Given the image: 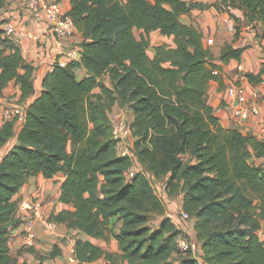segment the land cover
<instances>
[{"label":"trees","instance_id":"16d2710c","mask_svg":"<svg viewBox=\"0 0 264 264\" xmlns=\"http://www.w3.org/2000/svg\"><path fill=\"white\" fill-rule=\"evenodd\" d=\"M70 4L67 15L83 38L81 60L65 67L55 62L40 96L26 106L17 143L5 155L2 149L15 137L18 122L0 125V264H28L10 250L12 232L22 224L16 195L31 177L51 179L59 173L64 174L60 201L72 208L53 213L50 221L87 237L74 246L81 263L105 258L109 264H201L179 249V238L187 236L167 216L153 177L164 182L171 199L183 196L181 207L196 219L205 264H264L259 234L264 168L258 162L264 140L221 125L206 100L211 82L220 78L213 74L220 66L202 32L181 21L194 9L216 8L238 22L233 10L239 9L248 26L235 24L238 37L249 26L264 28V0ZM5 5L0 0V9ZM155 31L173 44L151 46ZM257 36L264 38V32ZM246 48L226 44L220 59L239 61ZM80 66L88 75L78 81L74 69ZM0 69V96L14 82L20 88L17 102L28 101L35 92L36 68L1 28ZM246 76L262 82L264 68ZM116 106L133 113L135 158L118 152L109 118ZM135 161L143 168L129 179ZM154 216L163 217L158 227L151 225ZM90 238H114L120 252L107 253ZM56 255L55 246L50 256Z\"/></svg>","mask_w":264,"mask_h":264},{"label":"crops","instance_id":"0c3cea01","mask_svg":"<svg viewBox=\"0 0 264 264\" xmlns=\"http://www.w3.org/2000/svg\"><path fill=\"white\" fill-rule=\"evenodd\" d=\"M55 1V0H52ZM155 3L156 0H149ZM186 2L199 1L202 3H214L217 0H182ZM62 8L68 12L71 9L70 0H62L59 2ZM234 14L239 18L238 22L230 16L228 12L210 8L205 10L194 9L191 12L181 16V21L188 25H194L203 34V41L207 48L215 56L214 63L220 66L219 80H213L210 84L206 100L214 107L215 115L219 118L222 126L226 128H237L244 134L255 135L258 139L264 140V135L261 133V116L251 115L246 120L236 119L232 111L225 107L220 113L217 108L225 106L226 90L233 83L237 82L238 77L244 75L247 78L248 73L258 74L264 68V38L258 37L257 33H263L264 28L261 24H256V28L249 26L248 30H242L238 37H235V24L245 25L243 11L233 10ZM5 21H12L13 23L25 27L27 30L36 33L40 37L37 43L31 39H24L20 45L22 54L26 61L32 63L36 68L34 73V88L35 92L24 103L28 106L36 98H38L43 90V79L48 72H50L59 55L58 41L53 35L51 24L46 19L44 10L33 12L28 9L26 0H6V5L0 9V23ZM139 31L136 35L139 36ZM151 46L169 43L173 44L171 38L161 35L158 31L152 32L150 35ZM82 34L76 31L75 35L64 41V45L75 46L82 43ZM249 41L250 45L246 42ZM226 44H232L235 48L247 47L243 53L241 60H231L226 63L220 59L222 48ZM149 55L153 56V49H149ZM1 71V69H0ZM78 81L87 77L88 72L84 67H76L74 69ZM249 94L252 91H258L260 94L259 106L261 112L264 114V81L251 82L248 78L244 81ZM3 95L10 100H18L20 97V88L14 82H11L4 90ZM132 113V111H131ZM133 115V113H132ZM2 119V112L0 108V124ZM22 128V124L16 126L15 137L11 139L2 149V155H5L14 144L17 143V137ZM261 159H258V162ZM64 181V174L59 173L51 179H47L42 175L31 177L21 191L16 195L19 201V217L22 223L25 220V212L22 211V202H25L31 197H38L44 204L43 215L44 218L50 220L53 213H58L63 209H71L72 206L63 204L60 201L61 186ZM159 185L158 190L163 194H168L164 182L157 181ZM162 186V187H160ZM155 191L157 188L153 186ZM181 206L183 196L179 195ZM176 198L171 199L175 201ZM169 215V214H167ZM161 216H154L151 220L153 227H158L162 221ZM172 221L177 227L183 231L190 241L200 243L195 233L196 219L192 218L188 222H183L180 217H172ZM34 230L37 235L36 244L28 250L23 247L24 233L22 224L15 228L12 232L10 240L11 254L18 259L20 263L27 262L28 264H109L103 258L96 262L81 263L75 257L74 246L79 238H87L73 229H67L60 225L59 229L55 230L48 227L43 218H35L33 220ZM120 224H118L119 226ZM263 229V228H262ZM261 236V235H260ZM89 239V238H88ZM91 239V238H90ZM95 244L101 246L107 253L120 252L119 242L114 238L110 241L102 239H91ZM58 249V255L51 257L54 247ZM201 264L203 258L200 259Z\"/></svg>","mask_w":264,"mask_h":264},{"label":"built area","instance_id":"2783aa9c","mask_svg":"<svg viewBox=\"0 0 264 264\" xmlns=\"http://www.w3.org/2000/svg\"><path fill=\"white\" fill-rule=\"evenodd\" d=\"M26 5L28 9L33 12L44 10L46 19L49 24H51L52 33L58 41L59 55L56 61L63 67L71 62L80 61L82 58L81 46L75 45L66 47L64 45L65 40L75 35L77 28L72 18L67 15V12L62 8L60 3L56 0H26ZM0 28L3 30V37L11 39L18 45H21L24 39H31L37 43L40 41L39 35L27 30L25 27L13 23L12 21L3 22L0 25ZM219 73L218 69L213 71L214 75H219ZM246 79L247 78L242 75L238 77L237 82L227 88L226 98L224 100L226 105L219 106L217 111L220 113L225 107H228L235 118L239 120H246L251 115H260L261 133L264 135V114L261 112L259 106L260 94L258 91H252L251 94L248 93L247 88L244 85ZM0 108L2 112L0 125L5 121H11L14 119L17 120L18 125L24 122L26 116V106L24 104H19L17 100H10L4 96H0ZM109 118L112 123L114 139L118 142L119 154L135 158V154L131 150L135 140L131 128L132 118L128 116L124 109H121L118 106L109 111ZM135 162V165L127 173L129 179L143 168L137 161ZM259 164L264 168V157L261 158ZM156 193L158 194L157 191ZM162 200L163 202H165V200L171 202V198L168 194H163ZM43 206V202L38 197L27 199L22 204V211L26 214L25 220L22 223L24 233L23 247L26 249L34 247L36 244L37 235L33 225V220L35 218H43L46 225L52 229L57 230L60 227L58 223L44 218L42 212ZM180 215L183 222H188L192 219V217L183 210H181ZM168 217L172 219L173 216H170L169 214ZM178 246L182 252H191L194 257L199 260L202 258L200 246L197 243L190 241L187 237H180L178 240Z\"/></svg>","mask_w":264,"mask_h":264},{"label":"rangeland","instance_id":"374dc122","mask_svg":"<svg viewBox=\"0 0 264 264\" xmlns=\"http://www.w3.org/2000/svg\"><path fill=\"white\" fill-rule=\"evenodd\" d=\"M246 44H247V45H250V42L247 41ZM116 107H117V106H116ZM124 110H125V112L128 114V116H129L130 118L133 117L131 111L128 110V108H126V109H124ZM150 180H151V182H152V185L155 186V188H157V192H158V194L160 195V198L162 199V198H163V191L160 192V191L158 190V186L156 187V185H159V183H158L155 179H153V177H152ZM160 187H162V186H160ZM31 198H32V197H31ZM22 203H23V202H22ZM164 204H165V206H166V214H170V216L172 215V216H177V218H178V217L181 218L180 213H181L182 207H181V201H180V198H176L175 201L173 200V201H171V202L165 200ZM167 216H168V215H167ZM171 220H172V219H171ZM259 234L261 235L262 239L264 240V224H263V229L260 231Z\"/></svg>","mask_w":264,"mask_h":264}]
</instances>
